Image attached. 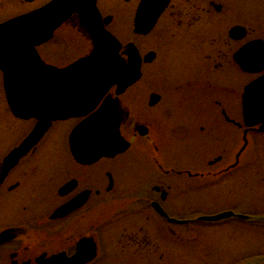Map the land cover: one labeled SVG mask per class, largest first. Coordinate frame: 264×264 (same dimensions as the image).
<instances>
[{"label": "flooded vegetation", "instance_id": "flooded-vegetation-1", "mask_svg": "<svg viewBox=\"0 0 264 264\" xmlns=\"http://www.w3.org/2000/svg\"><path fill=\"white\" fill-rule=\"evenodd\" d=\"M50 1L35 0L31 3L33 6L40 3L32 10ZM119 1L104 4L109 12L106 14L101 0H97L102 16L112 18L107 29L122 22ZM255 1L264 2L170 0L154 30L146 37L136 36L133 40L141 56L154 55L151 62L143 63L142 79L147 68H160L161 62L170 65L171 58L161 59L162 50L167 55L171 49L173 57L179 56L180 84L167 91L169 118L152 117L144 121V116L135 111L140 98L135 88L139 81L118 97L124 118L121 135L130 148L114 158H101L91 165L75 159L71 134L102 102L86 116L53 121L39 139L37 128L41 119L49 114L59 115L60 88L57 83L55 88H18L15 98L5 88L4 74L0 70V264H48L49 261L52 264H191L192 260L199 264H254V259L264 264V247L253 254L241 252L244 246L234 249L229 234L256 232L260 242L264 239L263 166L259 182L262 185L259 200L263 207L258 212L253 210L248 196L237 197L235 203L225 204L213 212L198 204L184 205L178 211L176 206L172 209L171 203L173 191L179 192L178 189L181 194L192 188L201 192L204 188L222 190L240 184L248 187L252 164L247 158L255 152V141H262L264 156V131L260 132L264 124L250 127L244 115L246 88L264 77V30L262 28V36L252 38L253 30L246 17L235 21L234 15L236 7H246L243 11L250 12L248 6ZM22 2L26 5L25 0ZM140 2L135 7L134 17ZM19 10L25 11V8ZM220 24H228L224 35L218 34ZM237 27L242 31L232 34ZM72 32L81 40H88L90 52L92 41L82 28L80 16L75 14L48 43L37 48L46 65L62 70L76 61L58 63L69 61L70 55L74 59L75 48L71 42L74 38L69 37ZM155 35L162 36L166 43L171 40L172 47L170 43L165 46L152 43L144 48L137 41V38ZM115 92L116 88L111 89L103 101L108 96L116 98ZM154 95L160 100L152 105ZM165 99L166 94L162 92L149 94V110H154ZM176 106L182 110L178 129L170 127L177 124H174L175 117L170 118ZM58 124L67 128L69 162L63 163L66 166L62 163L43 166V146ZM166 124L170 125L167 129ZM172 131L182 132L183 145L187 140L196 144L199 155L195 153L190 164L186 161L180 165L164 164L168 160L165 151H170L166 146L172 144ZM142 132L147 134L142 136ZM21 146L22 153L18 155L16 151ZM138 147L147 152L157 174L144 178L138 159L131 167L127 164L115 167V162L126 160ZM205 151H209L208 155L202 159L200 155ZM64 206H69V211L56 215ZM230 211L234 216L228 220L216 223L198 220ZM171 219L183 223H172ZM205 230L215 233V243L210 241L213 243L210 248L200 237ZM219 231L226 233L222 236ZM172 236L176 237L173 243ZM193 238H197L196 246L187 249L186 244ZM176 252L178 260L174 258Z\"/></svg>", "mask_w": 264, "mask_h": 264}, {"label": "water", "instance_id": "water-1", "mask_svg": "<svg viewBox=\"0 0 264 264\" xmlns=\"http://www.w3.org/2000/svg\"><path fill=\"white\" fill-rule=\"evenodd\" d=\"M168 4L169 0H142L134 33L149 34ZM74 14L80 15L82 28L93 41V51L72 66L57 71L41 61L36 48L49 41ZM110 19L102 20L96 0H54L42 9L0 25V69L5 74L9 93L16 98L18 88H53L57 83L63 95L57 107L59 115L49 114L41 119L44 128L41 134L54 120L87 115L112 87L117 86L119 95L140 80L142 61L138 51L129 44L125 52L128 62L121 58L120 43L105 28ZM150 57L154 56L146 57L145 61H151ZM71 97L76 98L70 103ZM245 110L248 125L264 123V78L247 89ZM121 121L117 101L108 98L98 112L74 131V157L80 163L92 164L102 157L113 158L126 151L129 145L120 136ZM69 209V206L62 209L63 215ZM232 216L233 213H224L199 221L217 222Z\"/></svg>", "mask_w": 264, "mask_h": 264}, {"label": "rangeland", "instance_id": "rangeland-1", "mask_svg": "<svg viewBox=\"0 0 264 264\" xmlns=\"http://www.w3.org/2000/svg\"><path fill=\"white\" fill-rule=\"evenodd\" d=\"M41 3L43 0H39ZM115 0H101V3L105 7V13L108 14L106 6L104 4L108 3L110 4ZM40 2H37L36 5L33 6V4L24 5L22 0H0V22L7 20L11 17L18 16L20 14H24L25 12H28L35 8V6H38ZM121 4V11H122V22L119 25H114L112 27L113 33L116 34L123 43L130 42L134 39H136L133 35V17H134V10L139 2V0H131L129 3H126L124 0L119 1ZM41 5V4H40ZM20 7H24L25 11H21ZM103 7V8H104ZM239 7V6H238ZM241 7V6H240ZM249 10L243 11L244 9H247L246 7L244 9L241 8H235V21L238 19L243 20L244 17H246V20L248 21V26H250L253 30L252 38L257 36H262V28L264 30V2L260 4L258 1L251 2L249 4ZM19 12V13H18ZM245 14V15H244ZM263 24V25H262ZM228 25V24H227ZM227 25L222 26L220 24L217 27V31L219 35H224V30L226 29ZM231 25V24H230ZM229 25V26H230ZM228 26V27H229ZM62 32H60L59 35H61ZM150 37L147 39H138L137 41L142 43V46L146 48L152 43L162 44L165 46V44H168L171 42L166 43V40H163V37ZM69 37H73L74 41H71L74 45L75 52H74V59L72 58V55H70L69 61H59L58 63L67 64L72 62V60H77L81 58L85 53L87 54L89 52V42L88 40H81L77 33L72 32L69 34ZM170 46L172 47V44L170 43ZM172 51L170 49L169 52H167V55H165V52L162 50L161 59L163 61L166 60V57L171 58L170 65L167 66L163 65L164 62H161L160 68L158 67H149V69H146V72L144 74V78L141 80V82L135 87L137 88V91L140 94L139 102L137 105V108H135V111L139 113V115L144 116V121H148L150 118H169L168 117V109H170V105L166 103L167 101V91L170 90V88H176L180 84V65H179V56L173 57ZM176 58V59H175ZM71 59V60H70ZM163 66V67H162ZM162 68V70H161ZM177 73L178 75H176ZM154 91L162 92L163 94H166V99L157 106L154 110H149L148 108V99L149 94H152ZM129 99V100H128ZM126 101V105L129 106L128 101L131 100V96ZM147 112V114H146ZM172 114L170 118L175 117L174 124L179 122V116L182 114V110L179 107H175L172 109ZM165 113V114H164ZM166 129L168 124L165 125ZM178 123L175 125H171L170 127H177L178 129ZM66 132L67 128L64 126V124H58L51 137L47 140L45 145L42 149V159H43V166H56L62 163V165L68 164L69 160L67 157V148H66ZM171 140L172 144L171 146H166V148H170V151H165L168 160L164 162L166 165H180L185 164V161L190 164V160L193 161L195 158V153L199 155V153L196 150V144H194L193 140L186 141L183 145V142H181V135L182 132H177L176 134L172 131ZM163 137V136H162ZM165 137V136H164ZM181 140V141H180ZM255 146V152L252 151V153L249 154V157L247 158L248 161H250V164H252L251 168V183L248 185V187L242 186V184L234 187H228L224 188L222 190H213V189H203L201 192H197L195 189H188L189 192L187 193H181L174 192L173 191V200H172V209H175V206L178 211L187 204H191L194 206L201 205L205 210H211L213 212L220 209L223 205L228 204L230 202L235 203L237 197L240 199L242 197H249L250 203L252 204V208L263 207V205L260 203L259 199H262V185H260V181H262L261 178V172H262V166L264 167V156H262V141L258 140L257 142H254ZM164 152V153H165ZM209 151H205V154L200 155L202 159L205 158L206 155H208ZM138 159V166L139 168H142V174L143 177L147 175H155L157 174L155 169L152 167V165L149 162V156L145 150H142L141 147H138L136 150H134L131 155L121 162H115V167L118 168L121 165L127 164L128 166H133L135 161ZM66 161V164H63ZM143 167H147V169H144ZM134 168V167H133ZM132 168V169H133ZM131 169V171H132ZM130 173L132 174V172ZM152 171L153 173H151ZM140 172L138 173L139 176L142 175ZM136 179V177L134 178ZM173 181L174 179H170ZM129 189V188H128ZM238 201V200H237ZM261 207V209H262ZM208 212V211H203ZM207 229H211V227H207ZM216 229V228H212ZM219 235H224L226 232L219 231ZM231 235L232 243L235 246L234 249L242 248L241 252L245 251H251L253 254L254 252H258L260 250V247H264V239L262 237V242H260L258 234L256 232H251L250 235L245 232H236L232 231V233H229ZM209 230H205L200 237L202 238V241H207L206 245H209L208 248L213 245L214 240L213 236ZM215 237V236H214ZM216 238V237H215ZM196 239L193 238L190 242L186 244L188 247L187 249L191 248L192 246H196ZM176 241V237H171V242L173 243ZM212 241L213 243L211 244ZM177 243V242H176ZM205 245V246H206ZM204 246L203 249H206ZM178 252L174 253L175 259L178 260V256L176 255ZM176 262V261H174ZM189 264V263H188ZM191 264H199L197 260H192ZM205 264V263H204Z\"/></svg>", "mask_w": 264, "mask_h": 264}]
</instances>
